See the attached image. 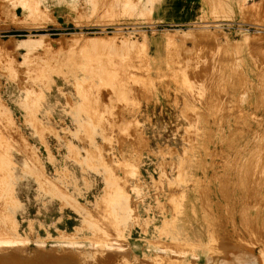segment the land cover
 <instances>
[{
  "label": "rangeland",
  "instance_id": "1",
  "mask_svg": "<svg viewBox=\"0 0 264 264\" xmlns=\"http://www.w3.org/2000/svg\"><path fill=\"white\" fill-rule=\"evenodd\" d=\"M166 1L0 0V236L29 257L264 264V0Z\"/></svg>",
  "mask_w": 264,
  "mask_h": 264
},
{
  "label": "bare ground",
  "instance_id": "2",
  "mask_svg": "<svg viewBox=\"0 0 264 264\" xmlns=\"http://www.w3.org/2000/svg\"><path fill=\"white\" fill-rule=\"evenodd\" d=\"M123 37V36H122ZM76 39V38H75ZM78 39V38H77ZM83 40V38H82ZM80 41L81 40H76L73 41V43H75L76 45H80ZM106 41V40H105ZM109 41V40H107ZM115 41V40H114ZM29 42V41H28ZM42 43V42H41ZM46 43V42H45ZM134 43V42H133ZM34 45V44H33ZM40 45V44H39ZM74 45V44H73ZM108 46V45H115L113 40L110 42H104V40L102 41L99 39H88L85 42V45L83 48L87 49L89 48L90 50H94L95 49H99L100 47L103 46ZM125 45V44H123ZM31 46V44H30ZM29 45L26 47L27 50H30ZM47 46V45H46ZM110 46V47H111ZM35 47V46H34ZM44 47V46H43ZM62 47V46H61ZM68 47V46H67ZM109 47V48H110ZM50 48V47H49ZM125 48V47H124ZM139 48V47H138ZM54 49V48H53ZM119 49V46H118ZM105 51V49H103ZM123 50V49H122ZM121 50V51H122ZM129 50V49H128ZM47 51V50H46ZM97 52V51H96ZM124 52V51H123ZM125 53V52H124ZM128 53V52H126ZM52 54V52H51ZM6 56V55H5ZM12 58V57H11ZM10 64V63H9ZM12 68V67H11ZM16 71V70H15ZM118 72V71H117ZM19 77V76H18ZM28 78V77H27ZM120 78V77H119ZM18 82V81H17ZM84 127V126H83ZM106 128V127H105ZM18 137V136H17ZM121 140V139H120ZM25 153V152H24ZM89 164V163H88ZM36 174V173H35ZM42 180V179H41ZM257 181V180H256ZM46 183V182H45ZM255 184V183H254ZM121 187V186H120ZM111 195V194H110ZM21 206V205H20ZM19 206V207H20ZM22 210H26L25 206L22 205L20 207ZM18 211V206H16V212ZM96 219V218H95ZM114 222V221H113ZM16 225H17V219L13 218V220H11V223L8 225H6L4 227V234H2L0 236V264H35L34 261H40V264H75L76 260H78V257H80L81 255H78L79 253L76 252L77 250H81L80 247H78L77 245H74L72 243H64L63 247L65 248L63 251H59V249L56 247H53L54 249H52L51 251L45 252V248L42 247V250L40 251V253L35 257L32 258L31 256H28V252H24V248L27 245V239L23 238L21 235L18 234V231L16 229ZM3 228V227H2ZM109 229V228H108ZM108 233V232H107ZM109 234V233H108ZM4 237V238H3ZM192 238L194 239L195 242H201L203 243L202 240V233L201 232H196L192 234ZM253 239V238H252ZM217 240V239H216ZM98 241V240H97ZM108 241V240H107ZM92 242V241H91ZM99 242V241H98ZM101 242V241H100ZM112 242V243H111ZM110 244L108 245V249L111 250V252L113 251L114 254H116L118 251L119 253H123L122 257H124V255L127 254V250H124V246H122L123 244H119L116 240L115 241H111ZM96 244V242H95ZM54 246V245H53ZM171 246V245H170ZM62 247V248H63ZM93 247V245H92ZM177 247V246H176ZM61 248V249H62ZM218 248V247H217ZM243 248V247H242ZM93 249V248H92ZM95 250V249H93ZM177 250V249H176ZM95 252V251H94ZM112 252V253H113ZM229 252V251H227ZM242 252V251H241ZM248 252V251H247ZM126 253V254H124ZM235 253V252H232ZM93 254V252L91 253V255ZM83 255V254H82ZM94 255V254H93ZM227 255V254H226ZM236 255V253H235ZM85 257L87 256L90 257V254H86L84 255ZM116 256V255H115ZM159 256H163V255H159ZM77 257V259H76ZM103 257V256H102ZM232 257V256H231ZM126 258V257H124ZM76 259V260H75ZM101 259V258H100ZM104 259V258H103ZM130 259V258H129ZM129 259H127L129 261ZM227 259V258H226ZM34 260V261H33ZM80 260V259H79ZM176 260V259H175ZM108 261V260H107ZM124 261V260H123ZM154 263L156 264H171V263H166L164 260H160V259H153ZM172 261V260H171ZM177 261V260H176ZM179 261V260H178ZM168 262V261H167ZM228 262V261H227ZM232 262H234V260H230L229 263L232 264ZM38 263V262H37ZM105 263V262H104ZM107 264V263H106ZM122 264V263H121ZM130 264V263H129ZM139 264V263H138ZM141 264H144L143 262ZM149 264V263H148Z\"/></svg>",
  "mask_w": 264,
  "mask_h": 264
},
{
  "label": "crops",
  "instance_id": "3",
  "mask_svg": "<svg viewBox=\"0 0 264 264\" xmlns=\"http://www.w3.org/2000/svg\"><path fill=\"white\" fill-rule=\"evenodd\" d=\"M189 4H192L193 9H187ZM193 4H196V7H194ZM148 7L150 8L151 6ZM159 9H161L159 13L160 15H163L164 17L172 15L173 19L180 21L187 20L191 12L194 10V12H197L198 14L195 23H201L199 20L206 18L201 15L206 14L207 10L203 0H199V6L197 0H167ZM164 17L162 18L164 19Z\"/></svg>",
  "mask_w": 264,
  "mask_h": 264
}]
</instances>
